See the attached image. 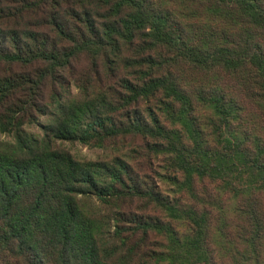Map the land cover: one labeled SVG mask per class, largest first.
<instances>
[{"label": "trees", "instance_id": "16d2710c", "mask_svg": "<svg viewBox=\"0 0 264 264\" xmlns=\"http://www.w3.org/2000/svg\"><path fill=\"white\" fill-rule=\"evenodd\" d=\"M155 263L264 264V0H0V264Z\"/></svg>", "mask_w": 264, "mask_h": 264}, {"label": "rangeland", "instance_id": "374dc122", "mask_svg": "<svg viewBox=\"0 0 264 264\" xmlns=\"http://www.w3.org/2000/svg\"><path fill=\"white\" fill-rule=\"evenodd\" d=\"M6 141L10 142L12 141V139L8 137ZM65 148L69 150L72 155L78 159L95 160L101 158L105 160H113L116 157H120L126 162H134L129 150H120L118 148L92 149L78 144L73 146L65 145Z\"/></svg>", "mask_w": 264, "mask_h": 264}]
</instances>
